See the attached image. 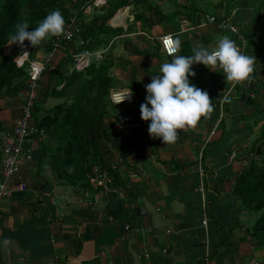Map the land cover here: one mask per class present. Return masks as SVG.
<instances>
[{
    "label": "crops",
    "instance_id": "0c3cea01",
    "mask_svg": "<svg viewBox=\"0 0 264 264\" xmlns=\"http://www.w3.org/2000/svg\"><path fill=\"white\" fill-rule=\"evenodd\" d=\"M213 13L230 20L238 32L205 23ZM116 14H125V23L115 27L109 21L116 32L105 35L94 51L114 60L110 92L131 88L134 102L112 107L87 139L95 141L107 164L119 167L123 193L112 196L60 179V138L36 133L31 157L9 179L14 186L26 181L28 189L0 198V264L54 259L61 264H264V238L253 233L264 211L245 207L234 194L243 170L264 164V0H149L132 2ZM169 33L192 49H211L228 35L257 60L250 78L240 82L226 80L218 67L193 64V71H202V89L213 99V111L165 144L149 135L140 96L146 97L145 85L172 59L158 51L161 37ZM34 58L46 63L40 86L48 92L63 88L91 62L77 66L62 50L41 49ZM26 94L23 88L0 97V170L3 132L21 116ZM72 96L73 88L66 97L42 94L36 126L49 109ZM224 237L228 243L222 244ZM104 250L106 258L100 257Z\"/></svg>",
    "mask_w": 264,
    "mask_h": 264
},
{
    "label": "trees",
    "instance_id": "16d2710c",
    "mask_svg": "<svg viewBox=\"0 0 264 264\" xmlns=\"http://www.w3.org/2000/svg\"><path fill=\"white\" fill-rule=\"evenodd\" d=\"M91 1L7 0L3 8L4 15L0 17L2 18L0 20V57L3 56L7 45L10 43L9 37L15 33L18 24L26 23L28 20L29 30H32L49 12L56 9H59L62 13L65 21L64 26L70 22L72 17H76L81 21L82 35L84 38L90 39V45L81 47L79 51H84L86 48L94 50L106 41L107 37L105 35L111 37L116 32V30L112 32L113 27L108 23L119 9L123 10L132 2L136 4L149 2V0H106L103 5H94L93 9L97 14H94L90 20L85 21L84 9L89 3L93 5ZM67 2L71 4V7ZM23 9L30 10V18H26L23 15ZM49 39L50 37L35 47L25 40L24 45L31 47V57H35L41 49L47 52L52 51L53 48L48 43ZM260 48L264 49V45H261ZM158 51L159 55H164L160 47ZM145 54L150 55L151 53L145 52ZM179 54L192 55V47L189 44L183 45L179 49ZM90 61L89 66L74 75L71 81L66 83L60 90L55 86L48 92L44 91L40 86L34 109V111H37L34 112L37 116L42 109L40 107L42 94L45 99L49 95L66 97L67 90L73 88L72 98L49 109L38 124L39 128H43L52 136L60 138L57 157L61 159L60 163L56 164V168L59 171L58 177L71 184L82 182L81 186L85 188L89 187L88 178L94 166L109 167L111 165L105 162L95 141L87 139L90 128L101 118L108 116L112 107H117L112 103L110 92L115 85L110 74V70L114 65L113 58L111 56H103L101 60L92 58ZM194 72L195 76L190 77V80L202 89V71L196 70ZM53 74L54 77H57V83H61L62 76L59 71H54L52 76ZM26 76L27 73L24 67H20L14 60L7 61L3 76L0 77V97L14 96L23 88H27ZM140 101L143 103L145 97L140 96ZM148 122L150 123V121ZM247 168L243 170L236 182L234 190L236 200L247 208L263 209L264 211V164L252 163ZM81 171L84 175L82 177L80 176ZM115 172L116 178L120 179V171L117 170ZM253 233L264 238V212L256 221ZM224 243H228L225 237L222 240V244Z\"/></svg>",
    "mask_w": 264,
    "mask_h": 264
},
{
    "label": "clouds",
    "instance_id": "9594fccd",
    "mask_svg": "<svg viewBox=\"0 0 264 264\" xmlns=\"http://www.w3.org/2000/svg\"><path fill=\"white\" fill-rule=\"evenodd\" d=\"M64 23L61 11L53 10L32 30H29L28 23L18 24L15 33L9 37V44H17L23 49L24 41L27 40L35 47L51 36H59L63 32ZM168 47L169 52L174 54L180 49L181 42L179 39L170 40ZM192 53L187 56L173 55L170 61L161 64L159 72L145 85L147 94L145 101L140 105L141 119L150 121L149 135L161 138L165 144L177 140L178 130L195 126L202 116L213 111V99H210L207 90L197 87L190 80V77L195 76L193 64H203L212 70L218 67L226 80L240 82L250 78L257 60L255 56L241 52L236 42L228 35L220 37L211 49L200 45L193 47ZM132 96L130 88L121 94L116 104L126 99L131 100ZM224 99L227 100L228 97ZM36 128L35 138L36 133L39 137L38 130L43 129L37 126Z\"/></svg>",
    "mask_w": 264,
    "mask_h": 264
},
{
    "label": "built area",
    "instance_id": "2783aa9c",
    "mask_svg": "<svg viewBox=\"0 0 264 264\" xmlns=\"http://www.w3.org/2000/svg\"><path fill=\"white\" fill-rule=\"evenodd\" d=\"M84 9L85 13H90L91 9L93 10V6H100L106 3V0H92ZM121 14H117L113 20L111 21V25L117 27L118 23L115 20ZM205 23H210L214 25L219 30H230L233 32H238V28L232 24V22L228 19L221 18L218 14H208L206 15ZM243 41H245L244 36L241 35ZM175 41V37L173 34H164L160 39V48L161 52L167 56L172 57L173 55H178L179 50L171 54L169 52L168 42ZM49 45L52 46L53 53L57 50L66 51L70 57L74 60L75 65L77 66H86L90 62L92 58L94 59H103L102 52H96L94 50H90L86 48L84 51H79L81 47H85L90 45V39L84 38L82 35V26L81 21L76 17H72L70 22L64 26L63 32L59 36H51L49 41ZM24 51H27L25 53ZM31 47L28 45H24V48L21 49L18 58L15 59L17 64L20 67H24L27 73L26 83H27V94L22 106V114L16 120L15 126L13 129L4 131L2 135V160H1V170H0V198L10 197L13 195L16 188L21 191H25L28 189V183L22 179H20L17 184L9 185V179L16 176L20 169L21 163L23 160L31 157V141L35 140L34 137L35 132L37 131L35 124V114L34 109L36 105V101L38 99V92L40 87V81L42 79L43 74L46 70V63L36 58H31ZM85 60L84 63L82 61ZM130 88H121L111 92V100L114 105L117 107H123L129 105L134 102V91L131 100H124L118 104V100L121 98V94L123 92L128 91ZM39 136L45 135V130H38ZM152 141L153 138H150ZM202 154L200 153L199 163L201 162ZM200 171L201 174L205 175V168L201 164ZM119 167L115 164H111L109 167H102V165L94 166L93 170L89 174V181L93 187L99 189L101 192H105L112 196H120L123 193V187L121 184L117 182L116 172ZM200 191H204V186L199 188ZM142 212H146L145 209ZM208 219H205L203 223H207ZM127 229L132 230L129 225L126 226ZM100 257L106 258V251H102L100 253ZM258 263V262H257ZM256 263V264H257ZM42 264H61L60 260L54 259L50 262L42 263Z\"/></svg>",
    "mask_w": 264,
    "mask_h": 264
},
{
    "label": "rangeland",
    "instance_id": "374dc122",
    "mask_svg": "<svg viewBox=\"0 0 264 264\" xmlns=\"http://www.w3.org/2000/svg\"><path fill=\"white\" fill-rule=\"evenodd\" d=\"M7 0H0V17L4 15V11H3V8H4V5L6 4ZM67 4L71 7V4L67 2ZM90 13L86 14L85 13V21H88L90 20L94 14H97L95 13L94 9L88 11ZM23 15L26 17V18H30V10L29 9H23ZM123 15V14H122ZM120 15L116 20L115 22L122 16ZM125 18H126V15L124 14V17L122 16L120 19H121V22L124 24L125 23ZM2 18H0L1 20ZM27 20V19H26ZM113 20V18L110 20V22ZM28 21V20H27ZM26 21V23H27ZM29 24V23H28ZM21 47L18 46L17 44H8L7 45V48L5 49L4 51V54L2 57H0V77L3 76V72L5 70V67L7 65V61H11V60H14L16 58H18V55L21 51L20 49ZM8 57V58H6ZM32 58V57H31ZM82 134V133H81ZM81 134H80V137H81ZM81 168V167H79ZM83 171V169H82ZM82 171L80 172V176H84ZM85 176L87 177V174L85 173ZM87 184H89L87 181H86ZM80 184H82V182H80ZM94 185L92 184H89V187H93Z\"/></svg>",
    "mask_w": 264,
    "mask_h": 264
},
{
    "label": "bare ground",
    "instance_id": "6f19581e",
    "mask_svg": "<svg viewBox=\"0 0 264 264\" xmlns=\"http://www.w3.org/2000/svg\"><path fill=\"white\" fill-rule=\"evenodd\" d=\"M118 6V5H117ZM151 7V6H150ZM160 9V8H159ZM77 15V14H76ZM122 17V16H121ZM120 17V18H121ZM120 18L116 21V23H122V22H120ZM144 51V50H143ZM85 62V60H83L82 61V63H84ZM111 67V66H110ZM256 82V81H255ZM11 88V87H10ZM104 110V109H103ZM36 111V110H35ZM37 112V111H36ZM55 153V152H54ZM257 167V166H256ZM248 169V168H247ZM254 181V180H253ZM125 183V182H124ZM71 184V183H70ZM237 199V198H236Z\"/></svg>",
    "mask_w": 264,
    "mask_h": 264
}]
</instances>
